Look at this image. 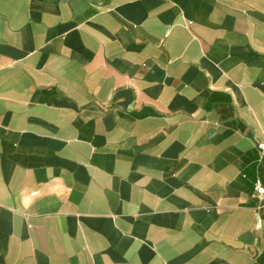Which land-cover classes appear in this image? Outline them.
I'll return each mask as SVG.
<instances>
[{
    "label": "crops",
    "instance_id": "1",
    "mask_svg": "<svg viewBox=\"0 0 264 264\" xmlns=\"http://www.w3.org/2000/svg\"><path fill=\"white\" fill-rule=\"evenodd\" d=\"M264 0H0V264H264Z\"/></svg>",
    "mask_w": 264,
    "mask_h": 264
},
{
    "label": "built area",
    "instance_id": "2",
    "mask_svg": "<svg viewBox=\"0 0 264 264\" xmlns=\"http://www.w3.org/2000/svg\"><path fill=\"white\" fill-rule=\"evenodd\" d=\"M260 147L262 149H264V144H260ZM255 188H256L257 193L260 196H263L264 195V185H263V183H261L260 181H258Z\"/></svg>",
    "mask_w": 264,
    "mask_h": 264
}]
</instances>
